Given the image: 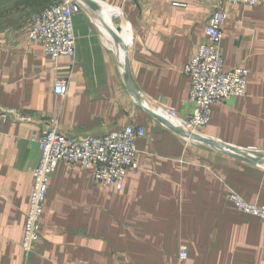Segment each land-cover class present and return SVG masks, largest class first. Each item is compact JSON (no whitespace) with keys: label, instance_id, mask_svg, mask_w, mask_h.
<instances>
[{"label":"crops","instance_id":"1","mask_svg":"<svg viewBox=\"0 0 264 264\" xmlns=\"http://www.w3.org/2000/svg\"><path fill=\"white\" fill-rule=\"evenodd\" d=\"M54 1L0 0V264H264V220L227 197L234 191L264 206V156L247 151L264 149V2L78 0L74 55L52 59L27 33L31 16ZM225 5L223 69L248 70L246 93L212 104L205 136L188 138L181 123L168 128L159 117L170 108L182 121L191 110L184 68L208 15ZM56 78L67 80L64 96L53 92ZM50 119L75 139L130 124L145 135L121 189L95 184L91 168L58 162L41 240L25 253L29 168Z\"/></svg>","mask_w":264,"mask_h":264},{"label":"built area","instance_id":"2","mask_svg":"<svg viewBox=\"0 0 264 264\" xmlns=\"http://www.w3.org/2000/svg\"><path fill=\"white\" fill-rule=\"evenodd\" d=\"M227 4H259L264 0H225ZM217 6L207 17L205 38L186 64L184 71L190 78L188 103L191 110L181 121L178 114L166 108L159 117L168 128L181 123L182 134L188 138H203L204 129L209 124L211 106L219 100L243 96L246 93L248 70L236 66L229 71L223 69L220 52L222 25L227 18V6ZM80 10L78 0H57L34 13L30 18L27 38L30 42L40 43L46 55L52 59L73 56L76 36L73 29V17ZM115 32L122 40L120 11L112 9ZM67 80L56 78L53 92L64 96ZM4 117V115H3ZM24 121L31 120L23 117ZM145 128L139 125H127L120 130L101 136H89L84 139L68 137L58 131L57 120L45 122L36 137L40 157L36 165L29 168L33 185L26 213V221L21 247L30 253L41 240L40 220L49 187V179L58 162L67 165L79 163L92 169L95 184L101 187L121 189L127 172L137 169L136 140L144 137ZM248 152L264 156V149L248 147ZM228 200L238 211L264 220V206L247 202L234 191L228 192ZM178 256L186 259L187 250L182 246Z\"/></svg>","mask_w":264,"mask_h":264},{"label":"bare ground","instance_id":"3","mask_svg":"<svg viewBox=\"0 0 264 264\" xmlns=\"http://www.w3.org/2000/svg\"><path fill=\"white\" fill-rule=\"evenodd\" d=\"M119 35L123 38L125 42L129 41V32H128V25L123 23L121 26V31H118Z\"/></svg>","mask_w":264,"mask_h":264}]
</instances>
